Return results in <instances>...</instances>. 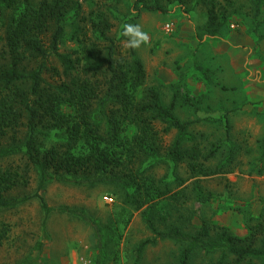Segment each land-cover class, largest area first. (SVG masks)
<instances>
[{"label":"rangeland","instance_id":"1","mask_svg":"<svg viewBox=\"0 0 264 264\" xmlns=\"http://www.w3.org/2000/svg\"><path fill=\"white\" fill-rule=\"evenodd\" d=\"M134 1L86 0L80 13L67 19L60 51L88 63V53L83 51L77 36L87 39L88 43V25L93 28L92 11L109 13L114 24L109 35L120 38L119 53L128 57L133 45L144 62L147 77L141 89L157 87L166 105L176 97V114L182 119L194 120L190 127L194 139L185 143V148L189 149L185 161L175 163L166 157L177 135L174 129L162 132L156 156L143 155L124 168L129 172L126 174L132 171L137 177L143 192L148 184L158 183L165 188V183L169 182L172 187L167 195L154 200L157 203L150 211L154 224L159 229L179 225L195 232L206 223L214 235L226 230L245 238L251 233V226L260 219L264 222V119L257 122L250 115L253 111L260 112L264 97L257 94L249 103H243L244 111L230 108L238 104L239 98L248 100L238 76L262 78L261 72L251 66L256 61L264 67V4L257 14L253 0H235L231 7L223 1L221 7L228 10L221 11L230 15L220 32L211 36L205 33L209 9L205 2L191 0L188 10L173 3L168 5L167 13L146 9L137 13L133 9ZM17 14L19 10L0 4V62L5 57L6 25ZM126 25L138 26L147 40H141L134 32L126 33ZM78 28H82L80 33ZM232 60L235 65H231ZM51 63L63 70L57 56H51ZM44 76L49 82L59 81V75L53 72L46 71ZM255 88L253 92L257 93L258 88ZM63 108L72 110L67 104ZM228 121L230 137L226 131ZM157 126L162 129L164 124L157 123ZM50 132L49 137L43 138L45 146L67 137L63 129ZM14 133L22 144L27 128L21 126L12 130L6 143L12 141ZM194 146L202 149L197 162L203 164L205 170L220 171L204 175L202 170H194L191 162L195 160L190 156ZM214 149L217 150L215 155L205 159ZM25 162L22 152L2 159L5 166H20L21 170ZM148 176L154 178L153 183L146 179ZM38 180V172L32 167L28 183L15 187L10 194H32ZM197 185L212 199L200 201ZM179 190H183L182 194L174 197ZM126 195L125 188L107 182L90 186L54 180L45 190L51 206L84 208L107 231L109 241L101 264H178L181 246L169 240L149 245L137 256L135 250L141 241L153 236L146 222L148 213L145 214L152 203L134 211L128 206L129 212L124 216L125 220L130 216L131 219L125 225L120 218L122 208L127 205ZM106 196H112L113 201L105 199ZM263 241L264 231L259 234L257 246ZM98 245L89 223L60 211L45 218L38 199L15 208H0V264H81L82 258L87 264H97ZM220 257L221 252L199 251L193 264H218Z\"/></svg>","mask_w":264,"mask_h":264},{"label":"trees","instance_id":"2","mask_svg":"<svg viewBox=\"0 0 264 264\" xmlns=\"http://www.w3.org/2000/svg\"><path fill=\"white\" fill-rule=\"evenodd\" d=\"M85 1L0 0V4L19 10V14L6 25L5 57L0 62V208H15L38 199L45 218L54 211H60L83 219L95 231L100 248L97 264H101L109 241L107 231L84 208L51 206L46 200L45 190L54 180L90 186L114 183L127 192V205L122 208L120 218L125 225L131 219L130 216L125 220L124 216L129 212L128 206L134 211L152 203L145 214L148 213L146 222L153 236L138 245L135 250L138 257L149 245L169 240L181 246L178 264H193L199 251L209 254L221 252L218 264H264V241L257 246L259 234L264 231L261 219L251 226V233L245 238L226 230L214 235L206 223L195 232L179 225L159 229L154 224L150 213L157 203L154 200L157 196L167 195L172 187L169 182L165 183V188L158 183L148 184L143 192L137 177L132 171L126 174L129 172L124 168L126 164L136 163L143 155L156 156L163 139L162 132L169 133L174 129L177 135L166 157L175 163L185 161L189 151L185 143L194 139L190 132L194 120L182 119L176 114V97L166 105L157 87L141 89L147 77L144 62L133 45L129 48L128 57L119 53L120 38L109 35L114 24L107 11H92L93 28L88 25V43L87 39L77 36L83 51L88 53V63L60 51L66 36L65 23L69 17L80 13ZM190 1L135 0L133 9L137 13L144 9L167 13L170 11L168 5L173 3L188 10ZM197 1L209 5L205 33L215 36L230 15L221 11L228 10L226 7L223 9L221 3L226 1L231 7L235 0ZM253 1L259 14L264 0ZM78 30L80 33L82 28ZM52 55L58 57L62 71L51 63ZM46 71L59 75V81L46 80ZM66 104L71 106L70 112L64 110ZM157 123L164 124L163 128L159 129ZM226 124L227 136L230 137L229 121ZM21 126L27 128L23 143L18 141L15 133L12 141L6 143L10 132ZM51 129H63L67 137L45 146L43 138L49 137ZM216 151L211 150L205 159L213 157ZM18 152L23 153L26 161L23 170L20 166L2 163L3 158ZM200 155L202 149L194 146L190 155L195 160L191 162L194 170H202L204 175L220 171L205 170L203 164L197 162ZM32 167L38 172L36 190L23 196L10 194L15 187L28 183ZM146 179L154 182L150 176ZM196 190L200 201L212 199L211 195L203 193L201 186L197 185ZM182 192L179 190L174 197Z\"/></svg>","mask_w":264,"mask_h":264},{"label":"crops","instance_id":"3","mask_svg":"<svg viewBox=\"0 0 264 264\" xmlns=\"http://www.w3.org/2000/svg\"><path fill=\"white\" fill-rule=\"evenodd\" d=\"M230 63H231V65L232 64L235 65L234 60H232V62H230ZM251 67L253 69H256L257 72H261L260 76H262V78L261 79H252L248 75L238 76L240 83L242 82L241 85L243 84L242 86L246 89V96L248 97V100H246L245 98H239L238 104H236L235 107L230 108V110L234 109L235 111H239V110L244 111L241 109V106L243 103H249L250 100H253V98L258 97V96H256L257 94L264 97V67L260 66L256 61L253 63V65ZM255 87L258 88L257 93L253 92L256 89ZM261 105L263 108L260 109V112L255 113L253 111L250 114L251 116H253L256 119L255 121H257V122H260V120L264 119V102ZM230 125H231V123H230ZM72 258L73 259L76 258L74 254H72Z\"/></svg>","mask_w":264,"mask_h":264},{"label":"clouds","instance_id":"4","mask_svg":"<svg viewBox=\"0 0 264 264\" xmlns=\"http://www.w3.org/2000/svg\"><path fill=\"white\" fill-rule=\"evenodd\" d=\"M126 33H135L137 36L140 37L141 40H144L146 41L147 40V36L141 32H139L138 30V26L134 27V26H131V25H126ZM138 44V42H136Z\"/></svg>","mask_w":264,"mask_h":264},{"label":"built area","instance_id":"5","mask_svg":"<svg viewBox=\"0 0 264 264\" xmlns=\"http://www.w3.org/2000/svg\"><path fill=\"white\" fill-rule=\"evenodd\" d=\"M105 199H107V200H109V201H113L114 198H113L112 196H106ZM81 264H87V261H85V259L82 258V262H81Z\"/></svg>","mask_w":264,"mask_h":264}]
</instances>
